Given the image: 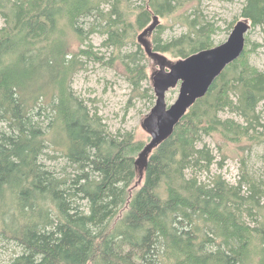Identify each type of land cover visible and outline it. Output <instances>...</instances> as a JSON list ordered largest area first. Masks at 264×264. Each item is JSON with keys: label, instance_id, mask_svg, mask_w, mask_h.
I'll use <instances>...</instances> for the list:
<instances>
[{"label": "trees", "instance_id": "obj_1", "mask_svg": "<svg viewBox=\"0 0 264 264\" xmlns=\"http://www.w3.org/2000/svg\"><path fill=\"white\" fill-rule=\"evenodd\" d=\"M190 1L141 0L132 8L122 0H0V237L20 249L0 264H264V185L244 169L246 195L241 181L212 175L215 155L197 145L214 133L252 140L262 125L264 71L248 62V38L152 150L140 182L135 159L144 143L129 131L111 133L72 89L86 60L103 58L93 34L120 51L153 15L170 16ZM242 17L263 24L264 0H246ZM68 31L84 45L72 53ZM214 31L188 19L186 34L164 40L159 27L151 46L185 58L212 47ZM139 55L137 46L122 57L134 89L147 78ZM223 111L242 121L221 119ZM48 148L70 173L45 163Z\"/></svg>", "mask_w": 264, "mask_h": 264}, {"label": "rangeland", "instance_id": "obj_2", "mask_svg": "<svg viewBox=\"0 0 264 264\" xmlns=\"http://www.w3.org/2000/svg\"><path fill=\"white\" fill-rule=\"evenodd\" d=\"M112 1V0H105ZM132 8L141 5V0H122ZM246 0H193L185 2L174 14L167 17H158V25L148 36L150 44L157 33L159 27L162 29L161 37L169 40L179 37L188 32V19H198V22H208L213 25L215 31L211 35L212 45L224 42L234 24L242 20V9ZM104 2V8H108ZM93 17L89 18V22ZM152 22V21H151ZM150 22V23H151ZM4 25V19L0 15V27ZM142 30H136L133 41L126 44L120 51L114 47L101 46L105 36L93 34L91 43L94 51L102 55L100 61L86 60L85 67L72 77V89L82 97L92 108L97 109L103 122L111 133L132 132L137 141L146 144L150 137L144 131L141 123L154 105L155 99L153 90L145 92L148 87L152 88L151 75L158 69L156 61L149 57L141 44L137 42V36ZM248 38L247 49L248 62L251 66L260 71H264V23L255 27H250L246 34ZM67 40L68 51L75 52L84 45L68 31ZM137 46L142 50L143 55L138 56V63L145 66L147 78L140 83L139 89H134L127 79L122 57L134 53ZM168 60L176 61L177 57H172L167 53H162ZM142 57V58H141ZM141 58V59H140ZM136 59V60H137ZM178 95V85L166 93L167 103H172ZM262 125L254 131V139H242L241 142H231L223 139L217 133L211 136H203L197 143L200 147L206 144L212 149L215 155V162L212 165L211 173L220 174L231 185L242 182L243 193H249L248 184L242 181V172L247 170L253 180L264 185V101L258 106ZM221 119L233 118L238 122L242 119L235 113L223 111L219 113ZM45 163L56 167L58 171L63 168L67 173L72 171L66 162L59 157V152L52 148L47 149ZM200 180L208 181L210 174L198 172ZM244 187V188H243ZM264 206V199L261 200ZM262 220L264 221V208H262ZM256 219L258 216H255ZM251 225L257 222L250 221ZM19 248L10 241L0 237V257L8 260Z\"/></svg>", "mask_w": 264, "mask_h": 264}, {"label": "water", "instance_id": "obj_3", "mask_svg": "<svg viewBox=\"0 0 264 264\" xmlns=\"http://www.w3.org/2000/svg\"><path fill=\"white\" fill-rule=\"evenodd\" d=\"M151 21L137 36L145 53L158 65V69L151 75L154 105L141 123L150 139L135 159L139 182L149 154L172 134L187 110L206 94L223 69L241 55L246 44V34L251 27L248 19L238 20L224 42L172 62L152 49L148 36L158 25V16L153 15ZM177 85L176 99L167 103L166 93Z\"/></svg>", "mask_w": 264, "mask_h": 264}]
</instances>
